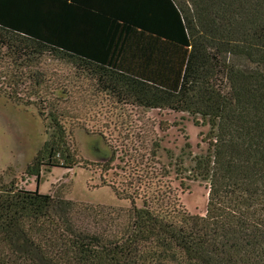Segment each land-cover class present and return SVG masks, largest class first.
<instances>
[{
	"label": "trees",
	"instance_id": "1",
	"mask_svg": "<svg viewBox=\"0 0 264 264\" xmlns=\"http://www.w3.org/2000/svg\"><path fill=\"white\" fill-rule=\"evenodd\" d=\"M0 47L17 66L72 62L119 102L187 112L209 127L205 152L186 168L208 189L205 214L190 213L171 187H113L130 200L122 209L0 176V264H264V0H0ZM16 77L0 92L33 103L15 91L25 83ZM26 79L38 86L44 76ZM40 102L49 138L30 176L78 164L63 114ZM94 211L114 228L76 222Z\"/></svg>",
	"mask_w": 264,
	"mask_h": 264
},
{
	"label": "rangeland",
	"instance_id": "2",
	"mask_svg": "<svg viewBox=\"0 0 264 264\" xmlns=\"http://www.w3.org/2000/svg\"><path fill=\"white\" fill-rule=\"evenodd\" d=\"M36 70L44 76L38 86L26 79ZM16 75H24L25 83L15 91L22 100L30 99L28 102L33 103H18L8 97ZM0 86L7 91L0 92L3 183L14 179L18 187L26 190L122 209L130 206V200L120 198L113 187L125 190L132 186L133 191L140 186V192L147 191L149 195L169 191L171 187L190 213L205 214L208 189L204 183L190 180L186 168L190 154L205 152L207 145L200 133L207 132L209 127L195 124L187 112L119 102L100 91L96 82L72 62L45 56L30 66H17L2 47ZM40 99L49 100L63 114L62 123L78 164L72 168L45 164L39 176H30L26 174L27 165L49 138L48 120L39 114ZM142 204V198H138L137 205ZM109 211L104 209V214ZM100 215L98 211L90 216L78 213L76 222L91 223L97 230L114 228Z\"/></svg>",
	"mask_w": 264,
	"mask_h": 264
}]
</instances>
